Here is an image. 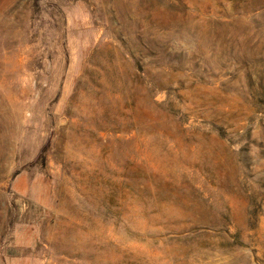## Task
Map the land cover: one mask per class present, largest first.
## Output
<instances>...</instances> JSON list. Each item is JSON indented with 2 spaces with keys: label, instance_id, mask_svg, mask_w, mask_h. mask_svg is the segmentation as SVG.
Here are the masks:
<instances>
[{
  "label": "rangeland",
  "instance_id": "1",
  "mask_svg": "<svg viewBox=\"0 0 264 264\" xmlns=\"http://www.w3.org/2000/svg\"><path fill=\"white\" fill-rule=\"evenodd\" d=\"M0 264H264V0H0Z\"/></svg>",
  "mask_w": 264,
  "mask_h": 264
}]
</instances>
